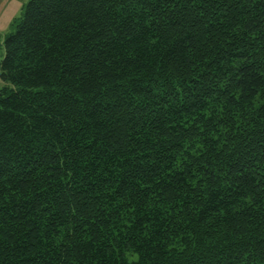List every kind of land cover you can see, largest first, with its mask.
I'll return each instance as SVG.
<instances>
[{
    "label": "trees",
    "instance_id": "trees-1",
    "mask_svg": "<svg viewBox=\"0 0 264 264\" xmlns=\"http://www.w3.org/2000/svg\"><path fill=\"white\" fill-rule=\"evenodd\" d=\"M0 59V264H264V0H29Z\"/></svg>",
    "mask_w": 264,
    "mask_h": 264
},
{
    "label": "rangeland",
    "instance_id": "rangeland-1",
    "mask_svg": "<svg viewBox=\"0 0 264 264\" xmlns=\"http://www.w3.org/2000/svg\"><path fill=\"white\" fill-rule=\"evenodd\" d=\"M29 0H0V59L5 54L4 38L15 30V19L23 13L24 6ZM4 82L0 79V87Z\"/></svg>",
    "mask_w": 264,
    "mask_h": 264
}]
</instances>
